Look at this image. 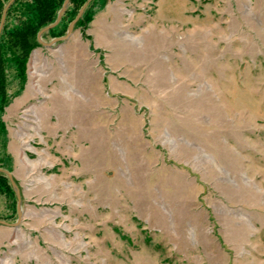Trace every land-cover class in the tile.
<instances>
[{
  "label": "rangeland",
  "instance_id": "obj_1",
  "mask_svg": "<svg viewBox=\"0 0 264 264\" xmlns=\"http://www.w3.org/2000/svg\"><path fill=\"white\" fill-rule=\"evenodd\" d=\"M34 2L0 39V264H264V0H93L54 41L69 1L42 42Z\"/></svg>",
  "mask_w": 264,
  "mask_h": 264
},
{
  "label": "trees",
  "instance_id": "obj_2",
  "mask_svg": "<svg viewBox=\"0 0 264 264\" xmlns=\"http://www.w3.org/2000/svg\"><path fill=\"white\" fill-rule=\"evenodd\" d=\"M17 0H15L13 3H15ZM35 2L34 3H27L26 4V9L25 10V14L27 13L28 14V19L30 20V22H33L37 25H41L40 28L37 30V31H41L44 27L52 24L53 22L56 21L57 17H58V14L60 12V10L63 8V5L65 3L66 0H59L61 3H60V8L59 10L56 12L55 15H53L52 17L50 16H47L46 13H44L45 11V7L46 5L48 4V1L50 0H34ZM71 3H77V5H79V8L78 10L75 12V13H69V16H70V20H69V23L73 20H75L79 13H80V9L85 5V3H87L89 0H69ZM79 1V2H78ZM93 0H91L92 2ZM90 2V3H91ZM12 3V4H13ZM12 4L9 6V8L7 9L6 11V17L8 16V13H9V9L10 7L12 6ZM6 7V6H5ZM4 10L2 11L1 15H0V24H1V20H2V17H3V14H4ZM68 13V8L66 7V9L63 11L62 13V16H61V19L60 21L58 22V24H56L54 27L50 28L48 31H52L54 29H57L59 27V25L63 22L64 20V17L65 15ZM6 17H5V20H6ZM81 17V16H80ZM80 17H78L77 21H80ZM68 23V24H69ZM67 24V25H68ZM4 28V26H3ZM2 28V31L0 33V39L2 37V32H3V29ZM0 192H10V193H13V190L9 184V180L8 178L2 173L0 172Z\"/></svg>",
  "mask_w": 264,
  "mask_h": 264
},
{
  "label": "water",
  "instance_id": "obj_3",
  "mask_svg": "<svg viewBox=\"0 0 264 264\" xmlns=\"http://www.w3.org/2000/svg\"><path fill=\"white\" fill-rule=\"evenodd\" d=\"M14 1H15V0H10V1L7 3L6 7H5L4 14H3V17H2V20H1V24H0V33H1L2 28H3V25H4V21H5V17H6V11H7V9L9 8V6H10ZM90 1H91V0H89V1L87 2V4H88ZM68 2H69V0H66V1H65L64 5H63V8L60 10V12H59V14H58V17H57L56 21L53 22L52 24H50V25L44 27V28L38 33V39H39V41H41V35H42L43 32L49 30L50 28H52V27H54L56 24H58V22H59L60 19H61V16H62L63 11H64V10L66 9V7H67V3H68ZM87 4H86V5L80 10V13H79L78 17L81 16L82 11H83V9L87 6ZM78 17H77L75 20L72 21V23H71V25H70V27H69L67 33H66L65 35H63V36H60V37H56V38H54V41H55V40H64V39L69 38L70 35H71V33H72V29H73L74 23L77 21ZM41 42H42V41H41ZM44 44H46V43H44ZM50 44H51V43H48L47 45H50ZM0 171H2V169H0ZM8 176H9L11 182L15 185L12 176H11V175H8ZM17 195H18L17 210H18V213H19V217H21V214H22V212H21V210H20V206H21V197H20V194H19L18 192H17ZM0 223H6V222H5L4 220H1V219H0Z\"/></svg>",
  "mask_w": 264,
  "mask_h": 264
},
{
  "label": "crops",
  "instance_id": "obj_4",
  "mask_svg": "<svg viewBox=\"0 0 264 264\" xmlns=\"http://www.w3.org/2000/svg\"><path fill=\"white\" fill-rule=\"evenodd\" d=\"M0 229H3V228L0 227Z\"/></svg>",
  "mask_w": 264,
  "mask_h": 264
}]
</instances>
